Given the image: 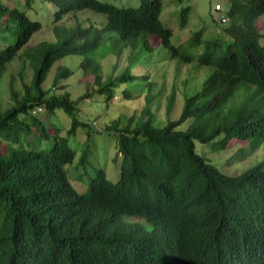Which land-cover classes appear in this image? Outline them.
<instances>
[{"label": "trees", "instance_id": "16d2710c", "mask_svg": "<svg viewBox=\"0 0 264 264\" xmlns=\"http://www.w3.org/2000/svg\"><path fill=\"white\" fill-rule=\"evenodd\" d=\"M138 1L0 0V81L18 58L34 70L21 92L10 84L11 108L0 114V264H264V159L229 176L196 146L264 155V0H229L216 36L192 28L193 7L182 8L176 23L191 36L178 46L162 21L167 0ZM51 24L54 41L30 47ZM75 58L91 81L78 100L60 66ZM172 62L209 74L183 95L178 118L172 89L161 126L153 106ZM143 97L139 117L98 132L107 141L82 119L89 99L109 107ZM103 143L114 145L116 176L86 161Z\"/></svg>", "mask_w": 264, "mask_h": 264}, {"label": "rangeland", "instance_id": "374dc122", "mask_svg": "<svg viewBox=\"0 0 264 264\" xmlns=\"http://www.w3.org/2000/svg\"><path fill=\"white\" fill-rule=\"evenodd\" d=\"M106 1L116 7H139L138 0H101ZM184 2H178L177 0H167L165 2L164 12L162 15V21L166 26L173 27L175 30V39L173 44L178 46L181 42L189 39L191 36V29L181 31L176 23L177 17L180 15L182 8L188 5L193 7L191 15V27L200 29L201 26H206L208 35L216 36L221 33V29L228 27V22L224 26L218 21L220 15H225L227 12V4L229 0H183ZM220 6L223 10L222 14L215 11V8ZM51 12V11H50ZM86 17H90L89 14H79L75 20H85ZM227 18V17H226ZM97 21L100 20L99 16L94 18ZM106 19V18H105ZM228 19V18H227ZM75 20H66L62 24L66 26H74ZM54 26L51 24L45 27L42 32L37 34L30 44V47L38 45L43 41H54ZM258 29L264 34V17L258 23ZM215 38V37H214ZM213 39V38H212ZM264 43V40L262 41ZM152 44L155 48H159V42L152 40ZM80 58L68 59L60 64V66H69L71 71V79L69 80L70 92L74 99L78 100L83 97L87 92V83L91 82L88 79H82L79 69ZM112 62L108 61L103 64L104 75L107 77L110 75ZM75 72V73H74ZM55 71L51 74L50 78L46 82L45 88L48 90L52 87ZM209 70L201 69L196 66H181L174 62L169 66L161 70L159 74L158 83L160 88H163L162 101L157 100L153 106V112L156 113L157 122L163 126L167 122L166 117V97L170 95L173 88H177V109L174 118H178L183 104V95L191 96L201 89L202 84L207 79ZM34 75V70L30 66L29 62L23 58L16 59L8 66L5 77L0 81V114L11 108L10 101V84L14 86L17 92L22 91L23 84H30ZM92 100L83 102L80 104V111L82 119L87 120L89 123H94L93 128L97 134H94V139L97 141H107L104 139L102 133L104 129L109 126L113 121L120 120L124 126L127 125L129 120L135 116L139 117L145 109L146 102L144 97L141 100L130 104L120 103L110 105L109 107L103 103L93 105ZM157 105V106H156ZM158 107V109H157ZM157 109V110H156ZM44 117L42 113L37 115ZM84 120V121H85ZM82 136V135H80ZM84 136V135H83ZM197 153L206 158L211 164L215 165L221 172L229 176H238L246 172L249 168L253 167L258 162L264 159L263 152L258 155L248 158L237 154L238 148L231 151L213 154L211 145L203 146L197 144ZM113 144H104L101 148L89 152L90 156L87 158V162L92 166V171L105 170L108 174L116 176L117 165L114 161L116 151L113 150ZM219 153V152H217ZM246 154V151H245ZM116 181V177L113 178ZM79 193H85L87 189H77ZM85 191V192H84Z\"/></svg>", "mask_w": 264, "mask_h": 264}, {"label": "built area", "instance_id": "2783aa9c", "mask_svg": "<svg viewBox=\"0 0 264 264\" xmlns=\"http://www.w3.org/2000/svg\"><path fill=\"white\" fill-rule=\"evenodd\" d=\"M215 11H216L217 13H219V14H222V9H221L220 6H217V7L215 8ZM218 21H219V23H220L221 25L224 26L225 24H227L228 19L226 18L225 15H220V16L218 17Z\"/></svg>", "mask_w": 264, "mask_h": 264}]
</instances>
